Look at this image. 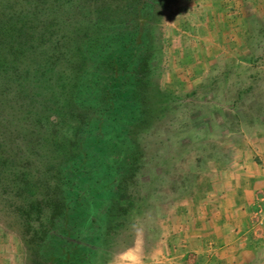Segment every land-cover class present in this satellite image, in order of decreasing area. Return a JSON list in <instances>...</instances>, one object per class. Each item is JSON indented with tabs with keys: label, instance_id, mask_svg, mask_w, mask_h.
I'll use <instances>...</instances> for the list:
<instances>
[{
	"label": "rangeland",
	"instance_id": "1",
	"mask_svg": "<svg viewBox=\"0 0 264 264\" xmlns=\"http://www.w3.org/2000/svg\"><path fill=\"white\" fill-rule=\"evenodd\" d=\"M48 2L50 15L39 23L48 46L73 40L88 20H145L149 79L141 97L149 113L128 119L123 139L117 127L108 130L110 159L133 171L124 177L108 169L96 188L107 197L86 222L62 215L66 190L44 164L0 167V264H60L66 256L78 264H264V0H157L149 14L131 15L118 0ZM122 23L120 33L134 32L135 21ZM94 28L88 52L115 49L116 33ZM10 32L3 43L13 47L19 32ZM66 48L72 76L82 58L72 43ZM90 58L107 67L98 54ZM82 246L92 248L84 254Z\"/></svg>",
	"mask_w": 264,
	"mask_h": 264
},
{
	"label": "trees",
	"instance_id": "2",
	"mask_svg": "<svg viewBox=\"0 0 264 264\" xmlns=\"http://www.w3.org/2000/svg\"><path fill=\"white\" fill-rule=\"evenodd\" d=\"M118 1L120 4L127 2L121 4L124 6L122 10L124 14L131 15L137 9L139 13L146 9L149 14L157 0ZM7 2L2 1V4L10 11V20L6 22L0 17V90H4L0 94L3 95L0 102V167L9 168L16 160L44 164V174L59 180V186L55 184L57 189L61 186L66 190L68 200H65L62 215L68 217L76 213L80 223L86 222L102 206V199L107 197L101 195L104 191L96 188L105 176H111L108 169H113L115 175H132L133 169L118 166L119 162L110 159L113 136H108L111 131L108 130L117 127L113 130L114 135L123 139L128 135V119L141 122L149 113L141 97L147 93L145 86L149 79V51L141 50L145 37L143 32L147 30L145 20L138 14L136 20L125 18L118 24L111 21V25H106L110 19H104L88 20L85 27L77 25L76 29L81 32L67 42L79 51L82 60L76 65L77 72L71 76L68 70L71 64H66L71 55L66 48L67 42L60 46L59 39L51 46L43 45L50 35L43 34L44 26H39V23L50 15L45 11L50 2L23 0L20 6L8 5ZM127 7V12H124ZM133 21L132 34L119 32L122 22L131 25ZM94 26L108 27L111 35L116 33L112 38L116 40L109 41V46L113 45L115 49L110 50L101 44L96 52H88L87 46L93 48L98 38L89 33L99 30ZM39 27L41 29L34 33ZM11 29L19 32L10 42L13 47L3 43L12 34ZM95 54L99 55L102 65L114 66L108 69L96 67L90 58ZM12 87L13 90H7ZM13 109L15 114L11 112ZM50 118L53 120L48 122ZM74 119L77 123L73 129ZM117 122H122L124 127L119 123L116 125ZM28 149L30 153L25 154ZM7 173L12 175V172ZM19 174L16 172L15 175ZM51 187L47 185L45 189L52 194L56 190H51ZM97 220H93L89 227H95ZM66 243L62 240L61 245ZM90 248L92 246H82L84 254ZM58 252L61 251L58 249ZM60 262L78 264L68 256L61 258Z\"/></svg>",
	"mask_w": 264,
	"mask_h": 264
}]
</instances>
